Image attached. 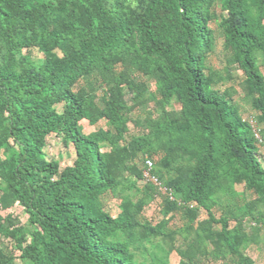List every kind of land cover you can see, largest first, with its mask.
Segmentation results:
<instances>
[{
	"label": "trees",
	"instance_id": "obj_1",
	"mask_svg": "<svg viewBox=\"0 0 264 264\" xmlns=\"http://www.w3.org/2000/svg\"><path fill=\"white\" fill-rule=\"evenodd\" d=\"M109 2L0 0V42L9 51L0 64V151L9 140L17 148L6 160L0 154L2 206L19 205L28 215L27 226L20 227L12 218L0 217V235L13 240L29 264H146L136 261L128 243L117 238L133 229L138 216L125 204L114 218L103 210L102 198L115 193L121 169L137 173L120 157L141 152L153 135L166 139L168 158L173 159L163 163L176 173L165 188L181 194L182 205L194 201L209 216L200 229L204 235L197 234L189 252L175 246L174 234H164L170 235L171 249L187 264H199L208 255L204 241L215 235L236 255L242 240H234L228 221H217L210 207L223 189L217 177H227L226 185L244 183L257 196L254 208L264 206V165L254 132L260 130L242 119L206 75L207 56L215 44L209 24L220 2L227 12L220 23L225 50L243 72L252 107L264 123V75L257 65L264 56V0H140L138 9ZM34 47L44 55L37 63L23 55ZM119 63L126 70L118 71ZM136 71L159 82L161 105L175 97L181 110H163L162 121L145 125L148 134L121 145L130 111L123 90L136 92L137 101L147 91ZM87 75L97 76L105 86L99 102L89 100L83 88L73 91ZM58 105H63L62 113ZM83 120H106L108 129L85 135L79 126ZM50 135L73 145L72 166L61 169L47 160L44 148ZM102 144L109 150L103 151ZM168 199V212L183 209ZM188 213L191 222L197 218V209ZM258 220L264 222V210ZM217 222L222 224L219 233L212 227ZM240 222L234 230L239 235L245 227ZM149 230L161 231L157 226ZM216 239L214 257L221 250ZM9 259L0 248V264H10ZM149 264L167 263L153 256Z\"/></svg>",
	"mask_w": 264,
	"mask_h": 264
},
{
	"label": "rangeland",
	"instance_id": "obj_2",
	"mask_svg": "<svg viewBox=\"0 0 264 264\" xmlns=\"http://www.w3.org/2000/svg\"><path fill=\"white\" fill-rule=\"evenodd\" d=\"M109 1L113 5H116V2L119 1L125 6L135 9H138L140 5V0ZM212 15L209 26L214 33L215 44L214 50L207 56L206 75L212 80V86L224 94L237 107L242 119L246 123L251 124L253 128L260 130V133L256 130L255 132L258 136L257 148L259 157L264 165V123L260 124V113L252 107L251 95L246 87L243 72L238 70L237 65L231 62L230 56L225 50L220 23L222 18L227 15V12L223 11L220 2L213 7ZM262 24V31L260 32L264 35V21ZM27 54H29L30 61L34 63L44 59V55L35 47L24 49L23 55ZM8 58V48L6 44L0 42V64L2 65ZM257 65L264 75L263 55L257 58ZM116 69L118 71L126 70L122 63L117 64ZM133 74L146 84L147 91L144 97L137 101L135 99L136 92L127 89L123 90L125 99L130 106V111L127 116L128 132L125 134L124 141L120 142L121 145L130 143L132 138L148 134L149 129L145 125L150 120L162 121L163 110L165 112H180L181 110V105L175 97L161 105L159 82L153 76L144 75L137 71ZM82 88L86 90L89 100L99 102L103 97V88L105 86L101 85L97 76L87 75L78 80L73 91L77 93ZM57 110L62 113L63 105H58ZM137 123L141 125L136 126ZM79 126L81 132L85 135H89L101 128L108 129L106 120H100L97 124H91L88 120H83L79 123ZM149 138L152 140L150 145L141 152H131L128 156L123 155L120 157L122 160L126 159L131 168H136L137 173H142L141 178H138L137 173L128 168L121 169L119 176L120 185L116 188L115 193H109L102 198L103 210L116 218L123 212L126 204L130 213L133 216H138V223L136 222L133 229L126 233L119 232L117 237L128 243L131 254L136 261L149 264L152 262L153 256H158L163 258L167 264H187V261H184L177 251L171 249L170 235L165 237L164 234H174L175 246L180 250H184V252H189L191 245L193 242L195 243L197 234L204 235L200 229L202 226H207L209 216L207 211L199 207L194 201L182 205L181 194H172L165 188L168 181H171L176 176L174 171H168L163 166L165 159L170 160L169 162L173 160L168 158V143L164 144L166 139H156L153 135H150ZM102 146L103 151L109 150L107 145L102 144ZM16 150L17 148L13 145L12 140H9L8 144L0 151L2 159L6 160ZM44 153L47 160L58 162L61 169L72 166L76 160V152L73 145L64 143L62 138L56 135H50L47 138ZM147 159L153 162V167L149 170L145 167ZM183 162L187 163L188 158L181 160L180 164ZM178 165L179 163L174 164L176 166L175 169ZM152 171L157 175H154ZM3 174L4 171L0 170V178ZM157 176H162L163 181L157 182ZM226 179L227 177H217L216 184L223 186V189L213 196V200L216 203H210V208L217 221L221 219L228 221L229 230L234 233V240L236 242L242 240V243L238 253L232 255L224 242L216 239L217 236L214 235L213 239L209 238V240L204 241L205 246L208 247V255L201 259L199 264H264V229L260 226H249V222L253 221L250 220L252 219L251 215L257 218L254 222L258 225L264 224V222L258 220V215L264 210V206L254 208L257 196L253 192L246 190L244 183L226 185V183L230 182L229 180L225 182ZM167 197L170 200L178 201L183 209L168 212ZM188 209H197V218L192 222ZM232 213L234 214L233 216L231 215ZM0 217L3 219L12 218L17 222V227L27 226L28 224V215L25 214L23 208L19 205H15L10 209L3 208L1 188ZM239 221H241L240 223L243 222L245 226L239 230L241 235L234 231L235 228H239V225H237ZM156 226L161 231L154 233L149 230L150 227ZM212 227L215 233H219L222 230L220 222L212 224ZM240 236H242V239H240ZM215 239V242L221 245V250L216 257L212 253L214 250L213 244H215L212 241ZM0 248L7 257H10V264H29L28 261H24L21 258V252L13 240L0 235Z\"/></svg>",
	"mask_w": 264,
	"mask_h": 264
},
{
	"label": "built area",
	"instance_id": "obj_3",
	"mask_svg": "<svg viewBox=\"0 0 264 264\" xmlns=\"http://www.w3.org/2000/svg\"><path fill=\"white\" fill-rule=\"evenodd\" d=\"M254 132H255V130H254ZM255 136H256V138L258 137L256 132H255ZM145 167H146L147 170L151 169V168L153 167V162H152L151 160L147 159V160H146V163H145ZM146 169H145V170H146ZM156 181L158 182L157 179H156ZM157 184H158V183H157ZM160 189H162V187H160ZM249 226H250V227L260 226L262 229H264V224L258 225V224H257L256 222H254V221L249 222Z\"/></svg>",
	"mask_w": 264,
	"mask_h": 264
},
{
	"label": "crops",
	"instance_id": "obj_4",
	"mask_svg": "<svg viewBox=\"0 0 264 264\" xmlns=\"http://www.w3.org/2000/svg\"><path fill=\"white\" fill-rule=\"evenodd\" d=\"M174 251H176V250H174ZM174 251H173V252H174Z\"/></svg>",
	"mask_w": 264,
	"mask_h": 264
}]
</instances>
